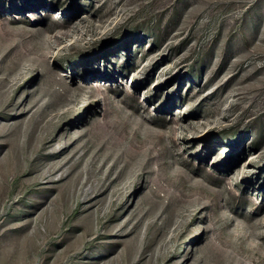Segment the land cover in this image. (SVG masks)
<instances>
[{"label":"rangeland","instance_id":"374dc122","mask_svg":"<svg viewBox=\"0 0 264 264\" xmlns=\"http://www.w3.org/2000/svg\"><path fill=\"white\" fill-rule=\"evenodd\" d=\"M0 264H264V0H0Z\"/></svg>","mask_w":264,"mask_h":264}]
</instances>
